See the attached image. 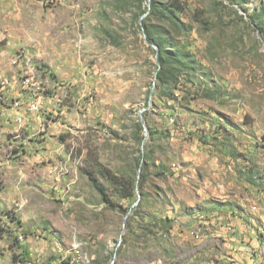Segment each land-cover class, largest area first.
<instances>
[{
	"label": "rangeland",
	"instance_id": "rangeland-1",
	"mask_svg": "<svg viewBox=\"0 0 264 264\" xmlns=\"http://www.w3.org/2000/svg\"><path fill=\"white\" fill-rule=\"evenodd\" d=\"M190 3L209 20L179 34L197 71L174 95L156 80L146 133L149 2L0 0V264H224L201 220L264 223V0ZM96 158L136 198L97 167L105 202Z\"/></svg>",
	"mask_w": 264,
	"mask_h": 264
},
{
	"label": "trees",
	"instance_id": "trees-1",
	"mask_svg": "<svg viewBox=\"0 0 264 264\" xmlns=\"http://www.w3.org/2000/svg\"><path fill=\"white\" fill-rule=\"evenodd\" d=\"M145 1L149 2L148 8L150 12L142 21L143 28L148 39L159 47L161 68L158 72L159 83L157 84V95L160 97L169 96L170 94L174 95V90L178 88L184 75L188 76L189 80H192L191 75L197 71L194 68L195 65L188 61V51L184 49L183 41L179 38V34L188 29V24L191 25L193 22L205 23L208 25L209 20L206 18V9L193 6L190 0ZM189 20L190 23L187 22ZM172 63L175 64V69L172 67ZM184 68L187 70L186 73H183ZM93 166L92 168H94V170L88 169L86 173L103 196L105 202L112 206L116 204L109 196L107 187L95 175V169L97 167L102 168L100 172H102L105 178L109 179L114 185L124 188L122 196L132 199L136 198V194H134L133 191L137 188L139 183L138 179H131L126 182L124 177L115 175L112 170L105 167L98 158L95 159ZM144 182L145 179L140 183V189L143 188ZM134 215H137L136 209ZM147 220L148 223L151 224L160 223L161 221L165 223L173 222V219H157L153 216ZM171 227L172 225L170 228Z\"/></svg>",
	"mask_w": 264,
	"mask_h": 264
},
{
	"label": "crops",
	"instance_id": "crops-1",
	"mask_svg": "<svg viewBox=\"0 0 264 264\" xmlns=\"http://www.w3.org/2000/svg\"><path fill=\"white\" fill-rule=\"evenodd\" d=\"M7 117H11L13 124L16 123V116L18 114L17 110H7ZM202 192V191H201ZM257 202H255L256 204ZM250 204V202L248 203ZM253 204V203H252ZM223 206L214 212L223 213L227 215L226 220L230 218V211H227ZM201 212V211H200ZM204 214H201V217L204 218ZM209 218L201 220V223H207L204 228H207V232L219 236L221 242H223L225 251L228 254H221V258L226 259L227 262L224 264H262L264 258V239H261L260 235V226L264 223H257V217L248 215V220L246 217L241 219L240 217L234 218L230 223H226L222 218L216 217L215 214L208 215ZM224 217V216H223ZM255 219V221H254ZM254 221V222H253ZM224 223V224H223ZM228 224H237L239 227V232L234 233L233 231H228ZM257 227L259 228L258 234H256ZM231 230V229H230ZM229 255V256H228Z\"/></svg>",
	"mask_w": 264,
	"mask_h": 264
},
{
	"label": "water",
	"instance_id": "water-1",
	"mask_svg": "<svg viewBox=\"0 0 264 264\" xmlns=\"http://www.w3.org/2000/svg\"><path fill=\"white\" fill-rule=\"evenodd\" d=\"M146 14H147V13H146ZM146 14L143 15L142 19L146 16ZM144 38H145V42H146L148 45L155 47V50H156L155 60H156V62H157V64H158V70H157L156 77H155V80H154V83H153V88L151 89L150 96H149V103H148V105H147L146 107L142 108V109L140 110V113H139V115H140V119H141V122H142V124L144 125L145 132L147 133V132H148V127H147V124H146V117H145V115H144V112H145L146 110H148L149 108H151L152 105H153V103H154V92H155V88H156V80L158 79V72H159V70H160V68H161V64H160V61H159V47H158L157 45H155L154 43H152V42L148 39V37H147L146 34H144ZM138 201H139V199H138L137 202L134 204V206L138 203ZM131 211H132V208H131ZM131 211H130V213H131ZM125 220H127V217H126ZM126 226H127V223H124V229L126 228ZM116 258H117V253H115V255H114V258H113V260H112V264H115V262H116Z\"/></svg>",
	"mask_w": 264,
	"mask_h": 264
},
{
	"label": "built area",
	"instance_id": "built-area-1",
	"mask_svg": "<svg viewBox=\"0 0 264 264\" xmlns=\"http://www.w3.org/2000/svg\"><path fill=\"white\" fill-rule=\"evenodd\" d=\"M41 103H43L42 100H40L39 103H37V102L33 103L32 104L33 105V108H38L39 107V104H41ZM17 120L20 121V122H22L23 121V118H18Z\"/></svg>",
	"mask_w": 264,
	"mask_h": 264
}]
</instances>
